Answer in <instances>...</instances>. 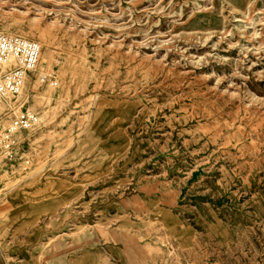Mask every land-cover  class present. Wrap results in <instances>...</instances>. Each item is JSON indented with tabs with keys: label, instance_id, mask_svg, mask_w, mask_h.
I'll return each mask as SVG.
<instances>
[{
	"label": "rangeland",
	"instance_id": "1",
	"mask_svg": "<svg viewBox=\"0 0 264 264\" xmlns=\"http://www.w3.org/2000/svg\"><path fill=\"white\" fill-rule=\"evenodd\" d=\"M0 31L43 54L0 102V264H264V0H0Z\"/></svg>",
	"mask_w": 264,
	"mask_h": 264
},
{
	"label": "built area",
	"instance_id": "2",
	"mask_svg": "<svg viewBox=\"0 0 264 264\" xmlns=\"http://www.w3.org/2000/svg\"><path fill=\"white\" fill-rule=\"evenodd\" d=\"M41 52L38 40L0 31V100L20 93L26 77L37 68ZM37 121L36 114L26 109L12 122L10 130L27 128Z\"/></svg>",
	"mask_w": 264,
	"mask_h": 264
},
{
	"label": "crops",
	"instance_id": "3",
	"mask_svg": "<svg viewBox=\"0 0 264 264\" xmlns=\"http://www.w3.org/2000/svg\"><path fill=\"white\" fill-rule=\"evenodd\" d=\"M99 263H100V261H98V253L97 252L92 255L91 259L88 262H86V264H99Z\"/></svg>",
	"mask_w": 264,
	"mask_h": 264
},
{
	"label": "bare ground",
	"instance_id": "4",
	"mask_svg": "<svg viewBox=\"0 0 264 264\" xmlns=\"http://www.w3.org/2000/svg\"><path fill=\"white\" fill-rule=\"evenodd\" d=\"M41 55H43L42 52H41ZM40 58H41V57H40ZM25 80H26V81H25L24 83L26 84L27 81L29 80V76H28ZM7 97L10 98V95H8ZM1 100H3V99H1ZM1 100H0V102H2ZM0 105H1V104H0ZM0 108H1V107H0Z\"/></svg>",
	"mask_w": 264,
	"mask_h": 264
}]
</instances>
